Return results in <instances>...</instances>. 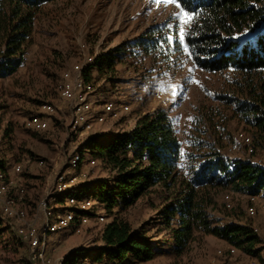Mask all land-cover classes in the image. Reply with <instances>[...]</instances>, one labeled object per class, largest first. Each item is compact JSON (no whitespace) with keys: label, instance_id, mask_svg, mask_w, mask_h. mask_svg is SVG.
Masks as SVG:
<instances>
[{"label":"rangeland","instance_id":"rangeland-1","mask_svg":"<svg viewBox=\"0 0 264 264\" xmlns=\"http://www.w3.org/2000/svg\"><path fill=\"white\" fill-rule=\"evenodd\" d=\"M184 12L176 0L169 3H157L156 0H54L44 4L37 13L23 64L11 76L0 79V124L3 128L9 123L13 128L9 138L1 139L0 132V158L4 157L9 164L11 184L8 194L16 199V205L24 203L30 215L36 211L40 199L52 209H63L59 202L62 195L57 198L58 202L50 200L54 193L52 185L59 173L68 167L74 151L83 154V161L77 167V179L69 192L73 193L80 186L77 194L89 197L82 188L99 181L107 182L112 174L98 162L94 166L88 163L90 157L85 151L88 137L128 131L140 115L157 108L169 113L184 144L195 126H208L210 112H220L216 134L222 140L221 152L229 157L250 158L264 165V143L256 145L254 152L249 153L237 134L244 132L252 138L250 129L240 120L230 118V110L220 104L219 94L227 82L225 74L201 69L185 52L164 57L161 53L146 54L131 45L142 33L157 25L167 27L170 24L178 34L189 22L190 16H185ZM116 46H124L121 61L111 79L102 77L92 81V98L97 104L115 99L128 104L130 109L117 118L94 124L91 132H75L71 129L70 109L54 96L56 79L72 63L85 56L108 52ZM96 74L94 71L93 76ZM34 99H45L44 102L50 99L60 108L50 116L49 129L38 134L23 126L24 118L38 111L39 105ZM208 132L213 135L212 129ZM208 139L213 141L214 136ZM233 144H236V150L230 149ZM39 160L44 164H38ZM14 164L20 165V172L12 171ZM72 173L71 169L67 179ZM20 188L25 189L22 198L18 193ZM225 194L232 198L231 208L223 205ZM214 201L216 206L209 211L221 223L252 222L246 213L250 202L248 195L225 189L215 193ZM160 206L161 200L152 195L143 196L128 209L115 210L118 216L128 219L133 230H144L162 248L150 260L130 257L128 262L212 264L216 249L228 243L213 235H200L184 254H171L167 230L157 218ZM97 210V206H92L89 212ZM3 221L10 226L7 219L3 218ZM102 226L101 222L95 225L91 221L82 225L79 231L60 229L51 233L48 237L55 248L53 254L65 258L72 249L85 248L87 255L77 264H94V255L104 245L98 230ZM12 231L10 226L0 237V264L17 259L23 252V245ZM261 254L264 257V249ZM217 260L220 264H231L226 259Z\"/></svg>","mask_w":264,"mask_h":264},{"label":"trees","instance_id":"trees-1","mask_svg":"<svg viewBox=\"0 0 264 264\" xmlns=\"http://www.w3.org/2000/svg\"><path fill=\"white\" fill-rule=\"evenodd\" d=\"M52 1L0 0V79L11 76L23 64L37 13ZM179 7L192 17L183 30L192 59L205 71L225 74L227 82L219 94L220 104L230 110V118L250 129L253 148L263 144L264 40L256 42L255 38L264 37V0H182ZM176 30L157 25L131 45L150 55L161 53L169 57L183 53L184 45L175 39ZM245 32L249 35L241 38ZM170 36L174 38L172 43H165ZM123 48L116 46L96 55L85 68V79L91 83L102 77L111 79ZM44 101L34 99L38 105ZM219 113L210 112L208 126H195L185 144L163 108L140 115L128 131L88 137L87 155L112 174L107 182L82 188L86 195L98 200L109 217L100 233L104 245L94 255L96 261L116 264L130 257L150 260L162 251L144 230H133L128 219L115 213L117 208L128 209L143 196L152 195L161 200L157 218L167 230L171 254L182 255L200 235H213L248 256L262 258L261 239L249 226L221 223L209 211L215 208L214 195L220 190L264 195V165L221 152L222 140L216 134L221 121ZM0 132L1 139L9 138L13 128L9 123L3 128L0 124ZM212 136L213 141L208 139ZM0 174L9 181V164L4 157L0 158ZM79 187L72 192L78 195ZM9 229L0 216V237ZM86 255L85 248L72 249L64 263L77 264Z\"/></svg>","mask_w":264,"mask_h":264},{"label":"built area","instance_id":"built-area-1","mask_svg":"<svg viewBox=\"0 0 264 264\" xmlns=\"http://www.w3.org/2000/svg\"><path fill=\"white\" fill-rule=\"evenodd\" d=\"M95 55L85 56L81 61H76L70 66L64 68L56 84V93L58 101L65 104L70 109L72 118L71 129L75 132L87 133L93 130L94 124H102L108 119L119 117L122 113L129 111L130 107L126 103L118 102L115 99H106L100 104L92 98L93 85L85 79V68L93 61ZM97 105L99 108H97ZM59 108L52 102H43L39 105L38 111L31 113L23 120V126L30 130L44 131L50 127V116ZM237 138L240 139L247 148V151L253 152L252 138L244 132H239ZM236 150V144L230 147ZM83 161V156L79 151H74L70 155L69 165L56 177L52 190L53 195L50 200H57L63 204V209L57 211L52 209L44 199L37 202L36 211L30 215L27 206L16 205V199L8 194L11 180L8 182L2 179L0 174V209L2 218L7 219L15 233L16 237L23 245V252L17 259L7 264H65L63 256L53 254L54 247L49 241V235L62 229L79 231V228L91 221L98 225L99 222L105 225L109 217L104 209L99 205L98 200L92 196L84 197L69 192L77 179V167ZM97 160L91 158L88 163L91 166L96 164ZM38 164L43 165L44 161L39 160ZM72 169L71 178L67 179ZM12 171L18 173L21 171L19 164L12 166ZM22 198L25 193L24 188L18 191ZM250 202L247 205V216L252 220L245 225L261 239L264 247V195L262 193L248 195ZM224 203L227 208L232 207V198L230 194L224 195ZM97 206L98 210L91 213L90 208ZM257 221L255 222V220ZM102 226V228H103ZM102 228H98L101 233ZM217 259H226L231 264H264V257L248 256L238 247L227 244L216 249L212 264H220ZM123 261V263H121ZM116 264H131L126 260H121ZM94 264H108L106 260L96 261Z\"/></svg>","mask_w":264,"mask_h":264},{"label":"snow or ice","instance_id":"snow-or-ice-1","mask_svg":"<svg viewBox=\"0 0 264 264\" xmlns=\"http://www.w3.org/2000/svg\"><path fill=\"white\" fill-rule=\"evenodd\" d=\"M157 3H169V2H172V0H156ZM178 6H182V0H180V3L178 4ZM175 16H179V13H175L174 14ZM184 15L185 16H188V13L187 11L184 12ZM192 17H189V19H191ZM187 22V21H185ZM167 27H171V25H167ZM249 35V33L245 32L244 34H242V37L241 38H246L247 36ZM173 37H168L167 38V41L165 43H168V44H171L172 41H173ZM175 39H178L183 45H184V51L186 54L189 55V57H191V53L188 51V47H187V44L185 42V34L183 32V30H181L178 34H177V37H175ZM256 39V42H259L260 40H264V37H257L255 38ZM192 69H189V72H191ZM191 119V117L189 118Z\"/></svg>","mask_w":264,"mask_h":264}]
</instances>
